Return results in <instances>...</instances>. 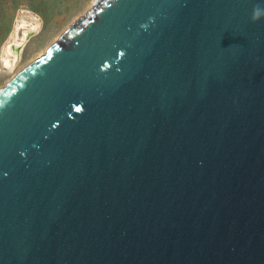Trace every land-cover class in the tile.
<instances>
[{
    "label": "water",
    "instance_id": "1",
    "mask_svg": "<svg viewBox=\"0 0 264 264\" xmlns=\"http://www.w3.org/2000/svg\"><path fill=\"white\" fill-rule=\"evenodd\" d=\"M0 264H264V0H99L27 67Z\"/></svg>",
    "mask_w": 264,
    "mask_h": 264
},
{
    "label": "rangeland",
    "instance_id": "2",
    "mask_svg": "<svg viewBox=\"0 0 264 264\" xmlns=\"http://www.w3.org/2000/svg\"><path fill=\"white\" fill-rule=\"evenodd\" d=\"M94 0H0V50L13 29L19 13H32L42 22L41 34L29 45L20 62V69L29 62L39 60L47 48L56 43L62 35L82 16ZM67 5V6H66ZM68 9V10H67ZM55 41V42H54ZM39 56V57H38ZM13 77L2 73L0 88ZM7 81V82H6Z\"/></svg>",
    "mask_w": 264,
    "mask_h": 264
},
{
    "label": "bare ground",
    "instance_id": "3",
    "mask_svg": "<svg viewBox=\"0 0 264 264\" xmlns=\"http://www.w3.org/2000/svg\"><path fill=\"white\" fill-rule=\"evenodd\" d=\"M97 1L99 0H94L89 6V10L75 20L74 24L87 13L92 11ZM41 27L42 22L39 16L32 13H19L13 24L12 31L8 34L7 40L0 50V76L2 73L13 75L8 82L6 81L7 83L5 86L0 88V95L27 67L38 61L36 60L32 63L29 62L26 66L20 69V62L23 54H25L32 41L41 34ZM54 44L55 43H53V45ZM53 45H51V47ZM46 50L49 49L47 48ZM47 52L45 51L43 54H46Z\"/></svg>",
    "mask_w": 264,
    "mask_h": 264
}]
</instances>
